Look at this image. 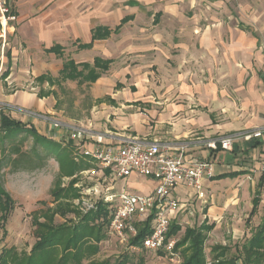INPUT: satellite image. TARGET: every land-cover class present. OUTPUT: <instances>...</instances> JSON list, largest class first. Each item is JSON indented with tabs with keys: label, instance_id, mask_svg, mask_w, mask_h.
<instances>
[{
	"label": "crops",
	"instance_id": "1",
	"mask_svg": "<svg viewBox=\"0 0 264 264\" xmlns=\"http://www.w3.org/2000/svg\"><path fill=\"white\" fill-rule=\"evenodd\" d=\"M11 1L16 15L11 29H14L15 24H20L18 35L27 47L44 52L45 49L59 45L76 63H92L94 58L111 60L109 69L89 88L92 104L90 114L85 119L75 121L62 116L63 111L56 110V101L49 97L38 98L35 93L27 91L17 92L14 99L13 95H5L4 112L12 119L28 128L33 127L39 135L66 148L70 157L72 152L73 156H79L78 162L73 161L79 168L69 176L70 182L61 185L63 188L68 187L71 182L73 186H82L84 182L79 183L80 178L77 181L75 177L89 174L87 172L93 169L97 170V174L86 176L82 180L93 181L92 177L97 178L95 183L90 182V186H100L97 189L101 194L103 189L111 188L110 193L125 191L149 195L156 182L146 178L142 183L126 181L124 186L119 187L118 182L121 180L112 178L108 170L103 173L97 164L78 154L74 143L66 142L68 131L55 127L53 122L30 117L25 111L73 127H81L88 138L100 137L105 144L117 143L126 137H134L147 143L168 144L172 148L189 142L185 157L213 162L215 175L203 183L201 198L187 190L174 191L181 209L172 222H176L179 214L187 210L189 202H206L204 198L210 193L209 188L214 191L218 186L237 185L239 178L247 174L249 167L246 161L238 162L240 157L254 160L256 155L264 156V153H260L264 152V138L238 141L231 152L220 149L212 152L195 144L196 140H212L237 130L236 122H218L220 117H226L227 105L231 100L226 98L227 95H237L245 101L248 99L247 95L260 96L262 92L259 86L261 82L258 84V79L261 80L259 73L250 75L241 70L240 57L246 56L249 44L254 42V45H258L260 42V37L251 26L238 23L231 29V39L225 32L228 30L223 23L196 27L192 22L191 26L181 30L178 41L175 42L174 36L169 39L168 31H164L160 24L163 15L173 12L172 7L167 8L160 3L151 8L148 6L154 3L147 0ZM145 20L149 23V28L142 25ZM98 27L107 28L110 35L105 39L92 41V32ZM90 43L89 49L77 50L78 45ZM43 52H39L41 56L34 54L31 75L37 77L50 73L56 76L62 69L63 61L52 53ZM188 63L195 64L191 75L184 74L183 71ZM201 79L203 80L199 81ZM245 104L251 103L248 101ZM88 147L92 148L89 141ZM236 164L240 166L239 170L234 167ZM259 165H264V159L259 163L254 162L251 167L258 170ZM253 172L255 174L250 175L256 177L257 171ZM261 172L257 185L264 179L263 166ZM224 174L233 175L218 178ZM66 177L64 179L68 180ZM94 197L92 199L96 200L97 196ZM100 201L98 202L102 203ZM212 208L207 207L206 215H202L207 223L206 217L214 220L220 214L219 210Z\"/></svg>",
	"mask_w": 264,
	"mask_h": 264
},
{
	"label": "rangeland",
	"instance_id": "2",
	"mask_svg": "<svg viewBox=\"0 0 264 264\" xmlns=\"http://www.w3.org/2000/svg\"><path fill=\"white\" fill-rule=\"evenodd\" d=\"M147 1L154 3L148 6L151 8H155L154 5L157 3L163 4L164 7L167 8L172 7L173 12L163 15L160 24H162V29L164 31H168L169 39L174 36L175 39L173 41L175 42L178 41L181 30L187 26H191L192 22L196 27H206L212 23H223L228 30L225 31L228 36L232 32L231 29L238 23L252 27L260 37V42L258 45H254V42L249 44L250 46H248L249 49L246 51V56L244 58L240 57L242 59V64H240L242 66L241 70L247 71L250 75L256 72L259 73L261 80L258 79V84L261 82L259 86L262 92L260 96L247 95L246 98L248 99H245V101L242 100L240 96L227 95L226 98H231V100L227 105L226 117L223 119L220 117L218 122L238 123L237 130L230 132L231 134L263 127L264 0ZM147 16L149 17V15ZM147 16L146 18H148ZM146 21L147 20L142 22V25L147 27L149 23ZM19 28L20 24H15L14 29H11V27L3 29V26L0 24V76L8 71V76L5 79H0V108L4 107L3 102L5 100V95H13L12 98L14 99V97H16L15 94L19 91L35 93L36 96L41 91L43 93L42 95H44L43 98L49 97L51 100L56 101L54 108L63 111L61 113L62 116L64 115V117L75 121L88 117L92 104V93L89 88L95 82L88 84L86 82L77 83V81H64L59 77V72L61 70L56 76L50 73L41 74L49 76L53 81L52 84L46 80L42 82L37 81L36 78L39 76L34 77L31 75L34 67V63L31 61L34 54L41 56L39 52H43V50L27 47L18 35ZM147 28H149V26ZM249 37L250 35H248V38ZM230 38L233 39L232 35H230ZM63 54L62 58H57L62 61L63 59H70L65 52H63ZM42 57L45 59L44 55H42ZM194 65V63H188L185 69H183L184 74L191 75V69ZM202 80L203 79L199 81ZM46 93H48L47 96H45ZM248 101H250L251 104L246 105L245 103ZM0 135L4 134L0 133ZM1 137L2 136H0V186L8 194L12 204H10L5 220L0 217V258L8 251H14L17 255L29 254L37 241L34 236L36 227L32 224V212L41 211L46 207H52L50 205L53 204L52 197L49 195L50 191L56 186L62 187V184L70 182V177H66L65 175L67 173L64 175V172H62L60 168L62 162L58 164L52 156L42 159L40 163V161L35 159V156L29 155L30 158H32L31 160H25L26 162L21 160L18 166H14L11 160L18 155L11 153L13 148H18L19 152L24 155H27L30 150L34 152L32 148L33 139L22 133H19L13 139L9 138L4 140L3 138L1 139ZM35 152L41 154L45 151L38 147ZM260 153L264 152L261 151ZM73 154L74 152H72L71 157L68 154V159H70L71 162H78L79 156H73ZM261 159L263 160L264 156L260 157L256 155V159L254 160L240 157L238 162L242 163L246 161L249 167L246 171L247 174L239 178L240 182H238L237 185L218 186L214 191L209 188L208 191H210V193L206 194L204 198L206 202L201 203L200 201H193L191 204L189 202V205L186 206L187 210L180 213L178 216L176 223L181 227V231L173 239H180L186 227L200 226L202 222H204L202 215H206L205 209L212 206V209L219 210L220 214L214 220L206 217L208 225L213 223V229L207 233V240L204 245L207 261L212 257L210 252L212 246L227 245L229 247V254L226 255V258L234 254L237 247L240 248L249 240L257 226L264 223V179L259 188L257 185L259 176L262 174L261 168L262 166L264 168V165H259L258 170L251 167L254 162L259 163ZM31 165L37 167L41 165V167L31 171H24V169H22ZM62 165H64V163ZM234 167L239 170L240 166L236 164ZM251 170L257 171L258 174L256 177L250 175L251 173L253 175L255 174ZM64 177L68 178V180L64 179ZM75 178L77 181L79 180L78 178H80L78 182L84 183H82V186H73L78 196L70 201V205L72 210H76L79 215H84L86 213H82L81 210L83 207L76 205V200L81 197V193L79 194V192H85L89 189L88 194H90L92 198H95V191L101 193L100 190L97 189V187L100 186H90L92 183H95L94 181L97 179L94 177H92L93 181L82 180V178H86L84 175ZM128 179L118 182L119 187L124 186L126 181L142 183L146 180V178L136 175H132ZM257 191H259L260 202L257 212L250 217L249 215L252 208L251 202ZM214 197L215 199L213 200ZM77 220L76 214L73 213L68 214L66 217H55L56 224L74 223ZM40 221L42 222V219H40ZM105 237L106 238L98 244L99 251L95 256L97 260H116L117 258L128 256L134 261L142 257L145 264H180L181 262L178 252H175L178 261L172 262L171 258L166 254L161 256L158 252L138 249L137 247L132 249L129 244H121L114 237H109L106 229Z\"/></svg>",
	"mask_w": 264,
	"mask_h": 264
},
{
	"label": "trees",
	"instance_id": "3",
	"mask_svg": "<svg viewBox=\"0 0 264 264\" xmlns=\"http://www.w3.org/2000/svg\"><path fill=\"white\" fill-rule=\"evenodd\" d=\"M123 23V21H122ZM116 28L115 31H117ZM110 35V31L105 27H98L92 32V41L105 39ZM90 44L78 45L77 50L89 49ZM64 48L59 45H54L45 49V53H52L56 57H63ZM111 60H102L94 58L92 64L79 63L76 64L71 59H63V66L59 72V77L66 81H77V83H94L102 74L108 69ZM8 76V71L4 72L0 79H5ZM37 81H49L53 83L52 79L47 75H41L36 78ZM40 91L37 96L43 98L44 95ZM50 94V93H49ZM46 93L45 96H47ZM4 108H0V133H3L1 139L15 138L19 133L25 134L27 137L33 139L32 148L27 155L20 153L18 148H13V154L18 155L12 159L14 166H18L19 162L31 160L29 155L35 156L37 161H42L44 158L52 156L60 165L65 176H72L79 166L71 162L68 157L66 148H62L59 144L54 143L45 137L39 135L33 127H26L21 122L15 121L8 114L4 112ZM42 148L45 152L38 154L35 152L37 148ZM26 158V159H25ZM26 160V161H25ZM40 166L24 167V171H31ZM244 172H237L242 174ZM224 174L218 178L225 177ZM258 183V188L261 185ZM73 182L68 187L62 188L56 186L50 191L53 206L46 207L41 211H33L32 224L36 227L34 236L37 241L32 247L29 254L17 255L14 251H8L0 258V264H145L142 257L137 261L132 260L128 256L117 258L116 260L105 259L97 260L95 256L98 254V244L104 240L105 229L109 221V211L107 206L99 203L95 210L89 211L84 215H79L76 210L71 209L70 201L78 196L77 191L73 188ZM259 191L255 193L252 199V208L250 217L255 215L259 205ZM12 201L4 189L0 186V217L5 220ZM76 214L78 220L66 224H56L55 217H66L68 214ZM42 219V222L40 221ZM136 235L129 239L130 247H137L142 249L143 239L150 234L151 226L150 219L143 223H136ZM213 229V224L208 225L206 221L202 222L200 226L186 227L183 236L175 241L174 252H178L181 262L180 264H264V223L257 226L251 234L249 240L240 248L237 247L235 253L226 258L229 254V247L227 245H217L211 248V259L207 261L204 252V245L207 240V233ZM181 231V227L175 221L171 222L166 241L175 238ZM159 255L163 256V251H158Z\"/></svg>",
	"mask_w": 264,
	"mask_h": 264
},
{
	"label": "built area",
	"instance_id": "4",
	"mask_svg": "<svg viewBox=\"0 0 264 264\" xmlns=\"http://www.w3.org/2000/svg\"><path fill=\"white\" fill-rule=\"evenodd\" d=\"M15 21L12 1L0 0V24L3 29L12 27ZM25 113L30 117L53 122L55 127L68 131L66 142L74 143L80 156L97 164L103 173L108 170L112 178L124 180L136 175L153 179L156 185L149 195L125 191L110 193L111 188H107L102 194L95 191V200L88 194V189L76 200V205L83 207L82 213H87L95 210L101 200L109 211L107 235L124 245L129 244V239L136 235L135 224L150 219L151 232L143 239L141 248L153 252L163 251L172 262L178 261L174 252L176 240L172 238L166 241L170 224L181 209V203L174 196V191L187 190L201 198L203 183L215 175L213 162L197 158L187 159L185 154L189 142L172 148L168 144L147 143L134 137H126L117 143L105 144L100 137L88 138L81 127L52 121L46 116L30 111ZM263 138L264 126L246 132L222 135L212 140H196L195 144H200L212 152L218 149L231 152L233 145L238 141ZM88 141L92 143L91 149L88 147ZM87 173L89 174H84L85 177L95 176L97 170L93 169Z\"/></svg>",
	"mask_w": 264,
	"mask_h": 264
}]
</instances>
